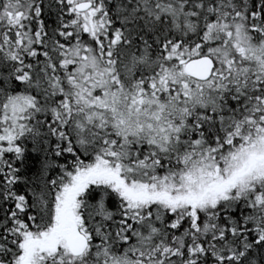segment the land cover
<instances>
[{
	"label": "snow or ice",
	"instance_id": "6c2138e0",
	"mask_svg": "<svg viewBox=\"0 0 264 264\" xmlns=\"http://www.w3.org/2000/svg\"><path fill=\"white\" fill-rule=\"evenodd\" d=\"M0 264H264V0H0Z\"/></svg>",
	"mask_w": 264,
	"mask_h": 264
}]
</instances>
